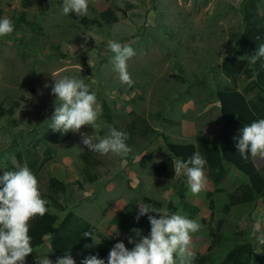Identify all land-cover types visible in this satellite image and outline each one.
<instances>
[{"label":"rangeland","instance_id":"rangeland-1","mask_svg":"<svg viewBox=\"0 0 264 264\" xmlns=\"http://www.w3.org/2000/svg\"><path fill=\"white\" fill-rule=\"evenodd\" d=\"M242 1L89 0L86 17L91 20L96 19L97 12L114 6L124 11L116 24L105 28L96 21L87 27L73 23L61 14L63 0H0L1 19L13 22L23 14L29 24L0 37V106L4 112L10 110L0 118V176L27 166L38 179L42 198L49 203L54 197L49 179L62 181L65 194L57 200L64 210L48 211L59 221L66 212H72L94 229L89 247L68 253L75 264L98 255L101 246L108 252L117 242L129 250L134 247L128 243L129 237L135 238L133 231L121 232L111 223L132 200L137 207L143 205V197L172 202L173 190L189 186L186 174L172 182L156 177V169L168 157L174 165L178 159L187 161L195 153L196 135L216 136L224 128L215 93L230 81L222 76L219 64L223 57L233 54L242 30ZM127 3L133 7L126 9ZM258 12L264 17V0H259ZM111 40L130 45L135 51L127 61L134 81L131 87L119 79L114 54L107 48ZM244 74L240 75L243 81L238 82L239 90L249 80ZM64 75L82 78L102 106L99 127L84 126L82 133L91 136L93 142L109 135L113 128L129 135L126 143L132 152L127 158L111 154L97 157L99 179L94 183H83L79 178L83 170L80 155L86 149L80 133L71 132L67 141L53 145L39 141L52 124L54 80ZM252 97L248 95V99ZM152 138L155 140L147 144ZM47 146L52 156L41 164ZM17 154H22L20 161ZM261 160L257 158L260 164ZM225 168L223 193L213 194L214 200L206 203L200 195L192 198L193 205L201 208L197 212L172 211L201 225L192 235V264L204 255L223 256L212 247L208 236L218 221L222 232L245 235L257 253L264 251L263 200L257 201L252 212L247 205L222 213L229 196L245 181L234 168ZM204 171L206 174V166ZM207 180L205 190L212 191ZM65 255L53 256L45 244L28 255L25 264H40L45 256L55 264Z\"/></svg>","mask_w":264,"mask_h":264},{"label":"trees","instance_id":"trees-1","mask_svg":"<svg viewBox=\"0 0 264 264\" xmlns=\"http://www.w3.org/2000/svg\"><path fill=\"white\" fill-rule=\"evenodd\" d=\"M25 1V0H24ZM259 0H243L241 2V26L242 30L236 38L233 48V54H228L221 60L219 69L226 79L230 80V85H225L218 89L215 93V99L219 104L218 112L223 126L219 136L206 137L198 136L197 152H199L207 161L208 177L215 189L222 180L225 170L223 164L233 166L238 170L244 178L242 186H239L234 195H230L227 203L222 207V213L227 214L232 207H242L250 205V211L256 209L258 200L264 201V166L256 168L253 163V157L248 155L242 158L236 148L240 130L249 125L253 121L264 119V59H257L255 63L252 57L256 54L258 47L264 44V17L258 13L257 5ZM131 3L126 4V9H130ZM119 14L123 15L124 11L119 10L116 6L107 8L104 11L96 13V19L91 20L88 17L78 18L74 13L67 15L73 23L81 27H87L94 21L110 28L111 25L119 21ZM1 19V11H0ZM14 31L17 32L23 25H29L23 14L14 20ZM249 79L243 86L242 90H238V82L243 81L240 78L242 73ZM254 93V97L248 99V95ZM5 114L2 106H0V118ZM134 128V125H133ZM223 130V131H222ZM71 137V132L61 134L55 132L51 128L39 139L42 144L53 145L67 141ZM162 138V135H161ZM155 138L146 140L150 144ZM23 153L26 154L25 151ZM22 153V154H23ZM17 154L18 161L21 155ZM46 158L41 164L51 159V149L46 147ZM99 153L86 149L80 159L83 164V170L80 173V180L83 183H94L99 179V175L95 172L99 160ZM155 175L159 178L173 181L175 172L171 158H167L159 163ZM48 187L54 197L49 198L48 210L63 211L61 203L57 200L65 194V188L62 181L58 179H49ZM186 187L177 188L173 194L172 202L160 201L157 199L143 197V204L150 205L157 213L164 209V205L170 214L171 211L188 210L197 212L200 207H196L189 203L186 197ZM211 192L206 194L207 198ZM138 213L137 203L131 201L125 205L121 211L113 216L111 223L121 232H130L133 229H142L145 233H150V224L147 219L148 215L156 216L157 213H148L141 216L139 221L136 220ZM221 221H218L214 231H210L208 236L211 245L223 256L212 257V255H204L198 258L196 264H264V251L257 253L253 243L245 235L237 233H224L220 230ZM88 232L91 237H85L83 234ZM94 229L85 221L78 219L72 212H66L59 221L55 214L48 213L43 217L35 218L30 224L29 235L32 237L33 249L44 243V238H49V246L54 255L71 253L80 251L84 245L88 243L93 236ZM107 248V247H104ZM102 246L99 249L98 258L104 259L107 264L108 251Z\"/></svg>","mask_w":264,"mask_h":264},{"label":"clouds","instance_id":"clouds-1","mask_svg":"<svg viewBox=\"0 0 264 264\" xmlns=\"http://www.w3.org/2000/svg\"><path fill=\"white\" fill-rule=\"evenodd\" d=\"M0 11L2 18V8ZM70 13H74L78 18L87 16L89 14V0H63L61 14L69 15ZM13 31L14 25L10 19H0V37L8 36ZM107 48L114 54V66L121 83L131 87L134 81L128 72L127 61L135 55L134 49L130 45L115 40L109 41ZM257 59H264V44L258 47L256 54L252 57L253 63ZM237 89L239 90L238 87ZM52 94L55 96L54 113L50 126L53 131L61 134L80 133L81 143L86 149L102 156L109 154L121 158L129 156L132 149L126 143L129 139L126 132L113 128L109 135L99 138L98 142H93L91 136L81 132L84 126L98 128V120L102 115V106L98 103L96 94L89 91L88 85L82 78L61 76V78L54 80ZM251 94L254 95V93ZM217 105L219 108L218 103ZM221 129L216 136H208L202 133L196 135L194 138L195 153L187 161L178 159L175 165L173 163L175 177L182 174L187 176L189 186H184L187 189L186 197H189L188 202L191 204H193L192 198L195 196L200 195L199 197L206 203L212 198L214 200L213 194L223 193L221 184L228 170L225 165L234 168L228 164L222 165L225 174L216 187V189L222 190L221 192L215 191L214 187L212 191L205 190L208 183L207 161L197 152L196 139L198 136L217 137ZM236 148L242 158H246L248 155L253 157L256 168L264 166V119L253 121L240 130ZM257 158L262 159L261 164ZM140 159L141 157L137 158L138 162ZM205 166L207 176L204 171ZM236 172L241 174L238 170ZM175 177L173 180L176 179ZM169 190H173V188L171 187ZM175 191L171 192L172 196ZM208 192H211L209 198L206 196ZM48 203L46 199L42 198L37 177L27 166L20 167L16 171H6L0 176V264H25L26 257L33 251L45 244L49 246V238L46 236L44 243L33 249L32 237L29 235L31 221L37 217L43 218L48 213ZM148 213L157 212L148 204L139 206L136 220L139 221L141 216ZM157 214L159 218L153 215L147 216L150 224V233L147 236L141 234L142 229L132 230L135 238H128V243L134 244L131 250L126 248L123 242L115 243L108 253L107 264H177V258L179 264H192L195 259V253L191 250L192 235L200 230L201 225L183 215L170 214L167 209H163ZM83 235L91 237L88 232ZM90 242L91 240L84 245L82 250L75 252L83 251L85 247H89L87 244ZM65 254L61 258H57L55 264H75L71 255ZM53 256L57 255L53 254ZM40 264H53V261L45 256ZM81 264H105V260L98 258L97 255H92L86 257Z\"/></svg>","mask_w":264,"mask_h":264},{"label":"crops","instance_id":"crops-1","mask_svg":"<svg viewBox=\"0 0 264 264\" xmlns=\"http://www.w3.org/2000/svg\"><path fill=\"white\" fill-rule=\"evenodd\" d=\"M9 1V0H8ZM11 3V2H10Z\"/></svg>","mask_w":264,"mask_h":264}]
</instances>
